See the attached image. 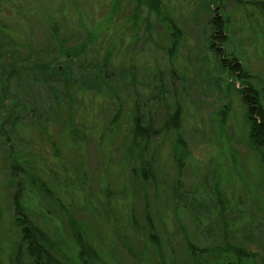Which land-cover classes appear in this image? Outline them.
Instances as JSON below:
<instances>
[{"label": "rangeland", "instance_id": "374dc122", "mask_svg": "<svg viewBox=\"0 0 264 264\" xmlns=\"http://www.w3.org/2000/svg\"><path fill=\"white\" fill-rule=\"evenodd\" d=\"M237 1L0 0V264H31L10 249L15 202L63 256L93 244L91 264H264V153L241 91L251 83L264 104V0ZM210 4L231 23L223 58L237 57L247 81L210 48ZM134 103L156 129L182 114L150 139L147 179L129 131L101 143ZM70 113L88 135L82 152L58 148Z\"/></svg>", "mask_w": 264, "mask_h": 264}, {"label": "trees", "instance_id": "16d2710c", "mask_svg": "<svg viewBox=\"0 0 264 264\" xmlns=\"http://www.w3.org/2000/svg\"><path fill=\"white\" fill-rule=\"evenodd\" d=\"M160 1L161 0H149V2H151L150 6L158 11L162 7V4L160 7ZM210 1L211 0H207L208 4ZM234 1L238 2V4L240 3L237 0ZM210 6V18L205 28V35L210 48L223 62L228 61V68L232 73H238L240 78H244L247 81V73L245 70L243 71L242 65L237 57L230 58V60L223 58L224 46L228 43L230 38L229 26L231 23L227 13L226 11H223L221 7L213 8L212 4H210ZM170 25L171 35L178 38L179 28L177 24L171 20ZM175 38L174 41L177 40ZM65 52L67 56H70V50H65ZM46 66L50 67V64L47 63ZM41 69L44 73H47L48 69L45 67H41ZM103 69L104 67L102 66L101 70ZM52 75L55 76V74ZM105 77L107 79V76ZM246 81H244V83ZM106 84L108 90H110L111 82L107 80ZM154 90L158 91V94L154 96L162 97L164 91L162 84L156 85ZM65 91L68 95L69 90L65 89ZM241 91H243V102L246 105V116L249 124L250 140L257 149H260L264 153V104L261 101L258 90L251 83L245 85ZM121 106L122 105L118 107L114 115L111 117L110 125L106 128L107 130L100 134V136H107L106 140L101 143H104L106 148H111L115 136L121 134L123 131V133L129 131L128 133L130 136L128 137H131L129 150L135 154L134 157L137 162L133 171L135 170L141 175V177L147 179L155 175V168H153V161L151 158L153 155H150V158L146 157L147 155L149 156L150 139L156 137L159 131L170 132L172 130L179 129L182 123L181 109L177 106L172 113H169L168 116H166V119L163 121L160 129H156L153 126L151 118L148 117L146 119L145 115L136 103L132 105L130 113L127 114L126 118L123 113V107ZM3 112L5 113V110ZM5 115L0 118V125H3L7 120ZM68 121L65 122L72 125V128L65 130L66 136L63 138V141L60 143V147L58 148L66 151H74L76 153L77 151L82 152L88 135L84 131H79L78 128H76L78 127L77 121H74L72 114L69 115ZM49 138L52 143H54L55 140L52 139V137ZM131 147L133 148L130 149ZM11 153L12 150H9L8 154H10V156H12ZM61 169H63L62 171L64 173L68 171V167L66 165L62 166L60 170ZM78 178V175L73 178V180L77 182L75 184H78ZM15 197H17V193ZM83 200H85V204L82 205L84 209H94L95 205L94 207H91L90 201L86 200V198ZM15 205L16 216L14 217L13 224L19 229V237L15 244L11 245L10 249L12 252L15 251L16 259L26 256L30 259L31 264H91L90 261H96L98 258V251L96 247L84 238L79 240L80 245L77 257H74L73 259L72 257L63 256L59 250L58 242L54 235L50 233L49 230L34 223L18 206L17 202H15ZM78 237H81V235L78 234ZM149 240L154 241L151 233H149ZM237 251L241 254L245 252L241 250Z\"/></svg>", "mask_w": 264, "mask_h": 264}]
</instances>
